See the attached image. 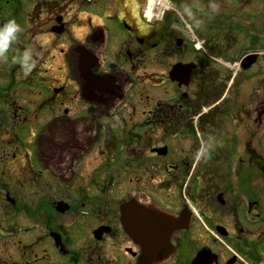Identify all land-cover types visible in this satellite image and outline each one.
<instances>
[{
    "label": "flooded vegetation",
    "instance_id": "af4514ba",
    "mask_svg": "<svg viewBox=\"0 0 264 264\" xmlns=\"http://www.w3.org/2000/svg\"><path fill=\"white\" fill-rule=\"evenodd\" d=\"M143 1L0 0L21 29L0 55V264H146L123 206L171 217L163 264H258L264 0H173L151 23Z\"/></svg>",
    "mask_w": 264,
    "mask_h": 264
},
{
    "label": "water",
    "instance_id": "95a60500",
    "mask_svg": "<svg viewBox=\"0 0 264 264\" xmlns=\"http://www.w3.org/2000/svg\"><path fill=\"white\" fill-rule=\"evenodd\" d=\"M190 70L191 66H174L170 77L182 84L185 79L189 78ZM124 213L126 212L122 209L121 221L125 225L127 233L142 248L146 262L148 264H159L164 261L169 256L167 254H170L168 239L172 230H168L166 226L171 223V219L164 220L162 216H158L154 221L150 219L143 221L140 216L134 219V225L126 226V214ZM201 256H203V253L198 256L194 264L202 261L203 257L200 258Z\"/></svg>",
    "mask_w": 264,
    "mask_h": 264
},
{
    "label": "rangeland",
    "instance_id": "374dc122",
    "mask_svg": "<svg viewBox=\"0 0 264 264\" xmlns=\"http://www.w3.org/2000/svg\"><path fill=\"white\" fill-rule=\"evenodd\" d=\"M112 5H113L112 6V10L113 11H114V9H117L118 5L116 3H113ZM142 5H143V3L140 4L139 7L141 8ZM110 8H111L110 6L109 7L107 6V7H105L103 9V7H101V5H100L99 8H98V13H97L98 17L99 16H107V15H109L110 14V11H109ZM147 95H149L150 97H153V94H147ZM129 184H127V185H126V183H116V184H114L113 187H115V188H113V189H115L117 191L118 197H120L125 191H127L129 189H132V187H131L132 185L129 186ZM104 185H106V184H104ZM125 185H126V187H125ZM144 189L153 190V189H150L149 185H147V184H146V188H144ZM261 199L264 200V195H262ZM34 201L36 203L37 202V198H35ZM26 202H28V200H26ZM1 210H4L3 209V205L1 206ZM10 213H13V211L8 212L7 214H10ZM261 214H263V216H264V204H263V208H262ZM2 219H3V222H10V220L8 221V218L6 216H3ZM14 222L27 226L28 220H27V218L24 215L16 212L15 215H14ZM31 222H32V220L30 218V223ZM33 222L36 223L37 219H34ZM251 232H252V234L255 235L254 238H257L258 241H259V245H258V253H259V257H260V263L259 264H264V230L261 229V228L258 229L256 227H253V228H251ZM36 233L37 232H35V235H36ZM206 233L207 232H204V234H206ZM39 239L43 242V239L41 237H39ZM82 239L85 240V231H82Z\"/></svg>",
    "mask_w": 264,
    "mask_h": 264
},
{
    "label": "clouds",
    "instance_id": "9594fccd",
    "mask_svg": "<svg viewBox=\"0 0 264 264\" xmlns=\"http://www.w3.org/2000/svg\"><path fill=\"white\" fill-rule=\"evenodd\" d=\"M20 30V26L14 20H10L3 27H0V41H2L0 55L7 51L10 41L15 39L16 33Z\"/></svg>",
    "mask_w": 264,
    "mask_h": 264
},
{
    "label": "bare ground",
    "instance_id": "6f19581e",
    "mask_svg": "<svg viewBox=\"0 0 264 264\" xmlns=\"http://www.w3.org/2000/svg\"><path fill=\"white\" fill-rule=\"evenodd\" d=\"M148 5H150V6L148 7L147 10H150V9L153 8V7H154L155 10L157 9V7H156V5H155V0H149L147 6H148ZM202 257H204V255L201 256L200 258H202ZM196 260H197V259H196Z\"/></svg>",
    "mask_w": 264,
    "mask_h": 264
}]
</instances>
